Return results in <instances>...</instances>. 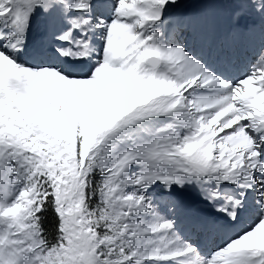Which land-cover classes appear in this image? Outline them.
Listing matches in <instances>:
<instances>
[{"label": "snow or ice", "instance_id": "snow-or-ice-1", "mask_svg": "<svg viewBox=\"0 0 264 264\" xmlns=\"http://www.w3.org/2000/svg\"><path fill=\"white\" fill-rule=\"evenodd\" d=\"M0 264H264V0H0Z\"/></svg>", "mask_w": 264, "mask_h": 264}, {"label": "rangeland", "instance_id": "rangeland-1", "mask_svg": "<svg viewBox=\"0 0 264 264\" xmlns=\"http://www.w3.org/2000/svg\"><path fill=\"white\" fill-rule=\"evenodd\" d=\"M197 5H192V7H196Z\"/></svg>", "mask_w": 264, "mask_h": 264}]
</instances>
